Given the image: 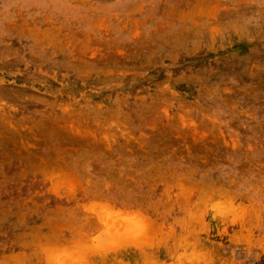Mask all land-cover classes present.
Returning a JSON list of instances; mask_svg holds the SVG:
<instances>
[{
  "label": "rangeland",
  "instance_id": "obj_1",
  "mask_svg": "<svg viewBox=\"0 0 264 264\" xmlns=\"http://www.w3.org/2000/svg\"><path fill=\"white\" fill-rule=\"evenodd\" d=\"M0 264H264V0H0Z\"/></svg>",
  "mask_w": 264,
  "mask_h": 264
}]
</instances>
